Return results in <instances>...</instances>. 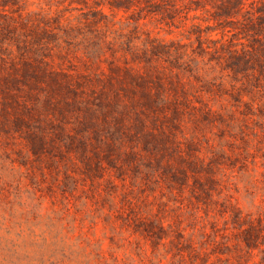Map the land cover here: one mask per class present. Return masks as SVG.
I'll return each instance as SVG.
<instances>
[{
  "label": "rangeland",
  "instance_id": "374dc122",
  "mask_svg": "<svg viewBox=\"0 0 264 264\" xmlns=\"http://www.w3.org/2000/svg\"><path fill=\"white\" fill-rule=\"evenodd\" d=\"M0 264H264V0H0Z\"/></svg>",
  "mask_w": 264,
  "mask_h": 264
}]
</instances>
